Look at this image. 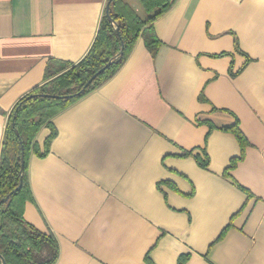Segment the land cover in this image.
Masks as SVG:
<instances>
[{"label": "crops", "instance_id": "1", "mask_svg": "<svg viewBox=\"0 0 264 264\" xmlns=\"http://www.w3.org/2000/svg\"><path fill=\"white\" fill-rule=\"evenodd\" d=\"M108 1L0 0V154L15 106L51 60L87 55ZM154 30L156 56L140 37L53 119L49 154L29 159L24 219L54 234L56 264H264V0H177ZM237 120L241 160L222 130ZM50 134H37L41 151Z\"/></svg>", "mask_w": 264, "mask_h": 264}, {"label": "trees", "instance_id": "2", "mask_svg": "<svg viewBox=\"0 0 264 264\" xmlns=\"http://www.w3.org/2000/svg\"><path fill=\"white\" fill-rule=\"evenodd\" d=\"M140 1L150 15L145 21L141 20L123 0H112L109 13L120 28L121 36L116 33L115 27L108 20L106 10L87 55L77 64L51 60L46 69L45 83L21 99L9 116L0 154V255L5 259L6 264L57 263L59 244L54 234L44 233L24 219L25 205L33 201L28 175L29 159L32 154L40 158L49 154L51 143L57 136L53 119L111 79L125 63L140 37L144 38L153 56L158 54L162 43L156 36L155 22L169 11L177 0ZM122 41L123 56L84 89L88 80L120 52ZM43 127L49 128L51 134L41 151L36 137ZM16 130L20 134L21 141ZM222 130L235 135L242 149L241 158L238 160L243 159L249 142L239 128L238 120L234 126ZM22 146L25 155L22 188L7 202L1 203L20 184ZM192 155L193 152H188L185 156ZM195 158L201 168L205 170L209 168L210 156L205 149L203 156L196 155ZM236 162L237 159H233L227 171L233 169ZM186 258L181 257L179 264H185ZM0 264H2L1 259Z\"/></svg>", "mask_w": 264, "mask_h": 264}, {"label": "water", "instance_id": "3", "mask_svg": "<svg viewBox=\"0 0 264 264\" xmlns=\"http://www.w3.org/2000/svg\"><path fill=\"white\" fill-rule=\"evenodd\" d=\"M112 0H109L108 4H107V17L108 20L113 24V26L115 27V31L116 33L121 36L120 34V28L118 27V25L115 23V21L112 19V17L110 16V3ZM124 54V43L123 41L121 42V50L120 52L114 56L109 62L108 64L103 67L102 69H100L96 74H94L89 80L88 82L85 84L84 89H86L87 87H89L93 81H95V79H97L98 76H100L101 74H103L106 69H108L109 67H111L119 58H121ZM34 97V96H32ZM46 97H51V98H59L58 96H46ZM17 136L19 137L20 141H21V137L19 132L16 130ZM21 161H22V166H21V171H20V184L19 186L13 191L11 192L9 195H7L2 201L1 203H5L9 200V198L16 192L20 191L23 185V172H24V168H25V155H24V148L22 146V155H21ZM0 259L2 261V264H6L5 259L0 255Z\"/></svg>", "mask_w": 264, "mask_h": 264}]
</instances>
